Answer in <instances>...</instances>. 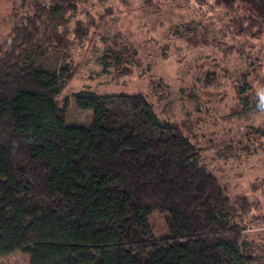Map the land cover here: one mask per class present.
<instances>
[{
  "label": "trees",
  "instance_id": "obj_1",
  "mask_svg": "<svg viewBox=\"0 0 264 264\" xmlns=\"http://www.w3.org/2000/svg\"><path fill=\"white\" fill-rule=\"evenodd\" d=\"M88 1L18 0L11 11L19 25L0 44V257L22 252L29 264H256L243 238L252 202L231 200L191 138L159 119L144 96L78 91L75 103L91 111L90 123H65L67 99L59 96L76 72L69 48L92 26L77 21L68 30L66 18ZM216 1L232 10L227 23L237 22L235 36L251 56L263 59L264 0ZM42 47L60 55L58 71L26 63ZM122 51L104 49V72L122 73L129 52ZM247 89L239 91L241 109L263 110ZM153 213L165 218L159 236L149 224Z\"/></svg>",
  "mask_w": 264,
  "mask_h": 264
},
{
  "label": "rangeland",
  "instance_id": "obj_2",
  "mask_svg": "<svg viewBox=\"0 0 264 264\" xmlns=\"http://www.w3.org/2000/svg\"><path fill=\"white\" fill-rule=\"evenodd\" d=\"M17 5L18 0H0V44L19 25L11 15ZM230 10L216 0L80 4L76 15L66 18V29L77 21L92 26L87 38L69 48L76 72L59 99H67L65 123L87 127L91 111L77 107L74 93L144 96L159 119L176 123L191 138L231 200L246 197L252 202L253 217L243 231L245 252L264 264V109H241L239 95L248 88L250 102L264 105V58L251 56L250 45L235 36L232 25L237 22L227 23ZM106 48L129 51L122 73L113 67L103 71L99 61ZM42 51L40 56L30 53L26 63L58 71L60 55L45 47ZM149 224L157 236L165 231L163 215L153 213ZM0 264H29V257L14 252L0 257Z\"/></svg>",
  "mask_w": 264,
  "mask_h": 264
}]
</instances>
